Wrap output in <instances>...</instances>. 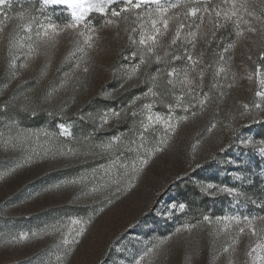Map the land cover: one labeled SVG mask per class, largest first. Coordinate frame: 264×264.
I'll list each match as a JSON object with an SVG mask.
<instances>
[{"label":"rangeland","instance_id":"obj_1","mask_svg":"<svg viewBox=\"0 0 264 264\" xmlns=\"http://www.w3.org/2000/svg\"><path fill=\"white\" fill-rule=\"evenodd\" d=\"M88 2L104 8L79 25L95 30L92 47L75 30L36 45L41 25L72 22L63 5L0 4V264H261L251 250L264 237L240 229L264 217V104L254 106L264 86L252 75L264 71V26L245 15L243 35L234 20L226 35L212 11L226 0H160L184 5L170 14L185 27L169 47L174 22L148 53L136 16L155 4ZM248 10L263 20L264 0ZM205 52L216 67L207 83Z\"/></svg>","mask_w":264,"mask_h":264},{"label":"snow or ice","instance_id":"obj_2","mask_svg":"<svg viewBox=\"0 0 264 264\" xmlns=\"http://www.w3.org/2000/svg\"><path fill=\"white\" fill-rule=\"evenodd\" d=\"M4 0H0V4H3ZM127 7L122 9L123 12H128L131 9H140L142 5L145 4H155L156 9L154 13H137L136 19L140 21L141 24V31H140V38H139V45L142 46L148 53H154L155 49L160 46L161 39L165 37L168 32L171 30L173 23L175 22L178 24V26L175 28V32L171 37V40L169 42V47L171 45H175L178 40L182 37V29H184L185 25L183 23H180L178 20L179 13L170 14L175 9H180L184 7V5L180 3H170L167 7H164L160 4V0H126ZM226 3L230 5L229 8L223 11L215 10V15L217 17H220L221 15L225 19V21H233L235 22V26L237 28L236 35L242 36L243 32L240 31L241 24H249L250 21L245 19V15L252 17L255 20H260L261 25L264 26V20H261L260 17L255 16L253 11L248 10V4L249 0H226ZM44 4H55V5H63L66 9L70 10V15L72 17V22L67 23L63 28H60L57 25L49 23L47 26L41 25V31L37 33V40L36 45L39 46L40 44H47L55 39L57 35H59L60 32H63L65 30H75L76 35L79 37H85L84 43L88 47H92V40L93 35L95 33L94 29H89V32L93 35L85 36V33L83 31H79V25L81 22L84 21L85 15L87 12L91 11L92 9H96L97 11L103 13L104 8L102 6H99L97 4L89 3L88 0H44ZM200 11L198 8H191L188 12L184 13L185 16H196L197 13ZM204 12L211 14L208 7H205L203 9ZM148 16V21L150 23V28H144L143 24V16ZM153 15L155 18H153ZM112 16L118 17L120 16V12H112ZM22 18V17H21ZM201 22H203V17H201ZM107 25L113 24L112 20L106 21ZM217 27H220L219 24L216 25ZM197 28H199V25H197ZM248 31H255L254 28H248ZM132 32L136 31V28H132ZM193 40L196 39L197 33L192 32L190 33ZM129 40L132 43H136V41L133 39L131 35H129ZM77 44H79V41H77ZM234 45H230L229 47H233ZM29 51L28 56L31 57L36 51L37 48L34 47L32 44L28 45ZM82 50V49H78ZM227 51V49H225ZM165 54H167V50L165 51ZM189 60H192V56H188ZM156 60H161V56L156 55ZM261 60H264V54L261 55ZM144 62V59H141V63ZM193 64L198 63V61L193 60ZM138 67V66H137ZM136 69H133V72H135ZM223 68L219 69L217 74L219 72H222ZM169 76H172L173 73H168ZM202 75V73H201ZM256 78V82L258 86H264V71H262V65L258 64L255 72L252 74ZM185 78L187 79V73H185ZM171 83V81H169ZM188 83H191V81H188ZM256 96L261 98V103H256L254 106L256 108H261L262 104H264V92L257 91L255 93ZM207 100V95H205L204 99L200 101V103L203 105L204 102ZM244 108L247 109L248 105L245 104ZM151 120V117H149ZM224 191L231 192V189H224ZM183 208V205L180 206ZM205 220H208V217L204 218ZM257 219L264 221V217H244L245 227L240 229V232L243 233L245 231V228L249 229L251 231V235L255 237H264V226L257 227L256 221ZM75 223V222H74ZM21 239H24L25 237L21 236ZM227 251V249H225ZM251 252H255L256 255L253 257V260H260L261 264H264V255H261V253H264V241H261L258 239L256 246L251 250ZM251 252L249 255H251Z\"/></svg>","mask_w":264,"mask_h":264},{"label":"trees","instance_id":"obj_3","mask_svg":"<svg viewBox=\"0 0 264 264\" xmlns=\"http://www.w3.org/2000/svg\"><path fill=\"white\" fill-rule=\"evenodd\" d=\"M262 19L264 20V14L262 16ZM219 25H220V27H219L218 30L221 31V32H224L226 35H228L232 31L234 23H233V21L221 20ZM217 33H220V32H217ZM219 38H220V35H219ZM213 41H214L213 43H215L217 41V39H216V41L215 40H213ZM257 42H258V44H257L258 45L257 46L258 50L259 49H264V32H262V36L257 40ZM208 52L204 53L203 59L200 62V64L198 65L199 67L197 69V71H199L200 75L202 73L201 76L203 78V81L206 82V83L209 82V79H211L213 77V75L215 74V72H216L215 64L211 60L212 58L210 57ZM179 66H180V68L187 67L186 63H183V62H181L179 64Z\"/></svg>","mask_w":264,"mask_h":264}]
</instances>
